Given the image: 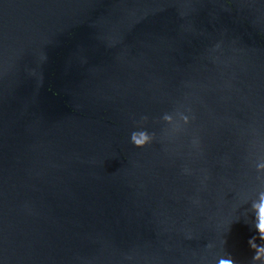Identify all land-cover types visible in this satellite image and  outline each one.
Segmentation results:
<instances>
[{
    "label": "water",
    "instance_id": "water-1",
    "mask_svg": "<svg viewBox=\"0 0 264 264\" xmlns=\"http://www.w3.org/2000/svg\"><path fill=\"white\" fill-rule=\"evenodd\" d=\"M260 152L264 0H0L3 264H250Z\"/></svg>",
    "mask_w": 264,
    "mask_h": 264
},
{
    "label": "clouds",
    "instance_id": "clouds-1",
    "mask_svg": "<svg viewBox=\"0 0 264 264\" xmlns=\"http://www.w3.org/2000/svg\"><path fill=\"white\" fill-rule=\"evenodd\" d=\"M194 117L190 108L176 106L170 112L162 114L158 121L154 120V124H161L164 126L162 131L169 137L176 136L185 129H187L193 122ZM148 117L142 116L140 121L133 126V130L129 134V143L135 149H144L154 142L157 137L155 133H150L145 130L144 125L147 124ZM192 147H197L199 140L193 137L190 141ZM251 169L256 173L257 187L254 189V195L244 198L241 204H249L248 210L252 214L251 227L254 229L256 235L252 236L248 241L249 249L254 253L251 257L250 264H264V152L256 154L248 161ZM188 174V170H183ZM228 222L224 225L227 231ZM191 239L189 235L186 237ZM257 239L260 241L257 244ZM224 239H219L218 242H209L206 244L205 249L211 251L213 248L218 247L220 251L213 256L214 264H235L234 259L229 254L223 251ZM3 264V261H0Z\"/></svg>",
    "mask_w": 264,
    "mask_h": 264
}]
</instances>
